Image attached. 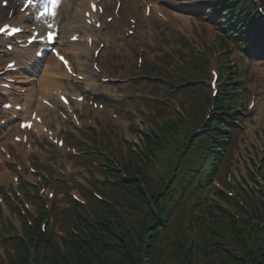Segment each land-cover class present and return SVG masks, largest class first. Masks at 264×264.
I'll list each match as a JSON object with an SVG mask.
<instances>
[{"label": "rangeland", "instance_id": "374dc122", "mask_svg": "<svg viewBox=\"0 0 264 264\" xmlns=\"http://www.w3.org/2000/svg\"><path fill=\"white\" fill-rule=\"evenodd\" d=\"M135 1V9L128 8L124 11L123 17L136 16L135 11L137 10L141 21L136 35L132 39L123 40L118 30L114 29L105 36L106 46L96 59L103 69L102 75L113 77L116 79L114 83H102L97 81L98 78L95 79L97 85H92L93 82L91 83L90 81L81 82L76 80L63 83L69 90L82 89L92 95H101V92L113 93L114 97L118 98L108 99L109 106L106 110H115L119 114L121 124L106 119L104 117L106 114L98 113L97 110L92 109L91 114H96V123H93V121L89 123L84 118L83 122L86 124H83L80 130H90V132L94 130L96 149L106 153L105 155L109 159H115L118 156L120 157V148L124 149L123 154L128 153L122 143L123 141L135 144L140 141L143 144L140 135L136 132L144 133L154 129V123L160 125V123L155 122L156 119L161 122L171 121L172 123H177V129H180L189 122H192L193 125L197 124L202 120V116L205 117L207 113L209 116L206 120L216 116L215 112L210 110L213 100L208 86L211 68H215L219 74L218 87L224 82L237 77L239 80L234 81L231 86L238 88V94L230 95L231 102L228 103V107L233 115H231L229 126H226L229 129L233 127L234 130L226 129L220 131L224 136L220 150L222 159L217 175H213L210 179L213 180V178L221 177L222 174H225L229 183L234 185V182H236L244 189L243 199L248 204L249 195L246 192V187L257 186L264 191L263 181L260 176L261 172L264 174V165L259 167L260 159L264 158V41L262 44H257L259 51L254 49V45L247 46V48L240 46L241 44L237 46L232 41V38L227 37L225 32L218 29L217 22L221 21V19H219L220 15L216 14V10H220V7L216 10L209 9L214 0H153L154 4H156L155 9L162 8V10L169 12L167 15L168 21L161 20L152 12L147 22H145V17L142 16V3L139 0ZM180 1L183 4L177 3ZM76 3L78 1H75V5ZM75 5H73V9L70 12L66 13L63 8L64 3H62L57 10L56 18L59 19L61 24L59 46L64 52L69 54L77 70H79L82 67L88 68L86 65L91 62L93 57L91 50L72 46L68 41L69 35L75 29L73 27L76 23L73 18ZM251 10L254 11V8L251 7ZM172 12H177L180 15L178 17L180 19L170 18ZM205 14L208 15L207 19L202 17ZM227 20L223 18L222 21ZM124 23H126V20H124ZM99 37L100 35H98ZM241 40L240 38L237 39L239 42ZM121 45H124V47ZM139 45L145 48L143 65L140 69L135 65ZM247 49H252L250 54L246 53ZM11 56L14 57L13 54ZM48 62L49 59L40 62L37 68L38 72L34 71L31 75L33 78L31 82L25 84L27 92L25 95H21L22 98L29 97V94L34 91L32 89L40 88L38 80L41 78L43 66ZM89 71L96 75L95 72H92V69L89 68ZM196 74H200L203 84L188 89H182L178 86L187 80L194 79ZM127 77H132V80L126 83H121L118 80ZM45 81L47 82L48 79L46 78ZM41 93L49 95L50 90L46 89ZM117 93L122 96H118ZM44 111L47 117L50 118L51 125L58 130L64 140L70 142L68 145L71 147V144L74 143L68 137V135L73 134L71 126L58 117L53 110L45 109ZM182 113L185 114V117H182L184 121L177 119L176 114L181 115ZM12 128V122L6 123L3 127L0 126V145L4 143V146H8L11 156H14L17 164L22 167L27 166V163L30 166H39L35 170V178L32 177L31 173L34 172L29 169L30 166H27L24 173L18 169L13 171L27 180L25 181L27 184H38L40 187L42 185L45 189L39 193L42 198L40 199L36 195L27 194L29 190L33 193L34 189H30L26 184L19 185L16 188L11 181L9 171L0 163V189L7 193L10 199L11 191L13 195H15V191L22 194L19 196L20 201H23L26 196L33 202V205L29 204L28 206L31 214L35 215L41 205L55 204L56 207L60 208L67 206L64 196L68 192L75 193L80 191L88 197L90 193L87 187L96 184V182L92 179L87 168L96 158L95 156L83 160L81 155L75 156L71 152H64L63 149H59L48 142L46 143L44 137L41 139L36 135L30 137L33 140L31 142L32 151H20L15 149L8 141L12 134H10ZM85 141L94 142L89 136H87ZM232 145L233 147H231ZM131 149L133 150L134 148L132 147ZM230 149L231 152L228 154ZM161 153L165 155L164 157L170 165L168 161L169 151L167 150V155L164 152ZM227 157H229L228 160ZM0 158L3 159L1 151ZM150 161L153 163L149 165L152 180L160 183L161 177L166 179L169 172L161 164L160 157ZM6 162L5 165L8 167L9 165L15 166L12 160ZM256 166L260 169L258 170V175L253 170ZM150 167L154 168L153 172L150 171ZM5 171L8 172V175ZM252 172L256 178L255 181H252L249 177V173ZM37 175L44 177L45 181L43 184L37 180ZM93 175L97 176L95 172H93ZM103 180L110 184L117 181L121 183L120 178L112 175H107ZM217 181L220 180H214L212 185L210 182L205 185L206 188L199 194L202 201L201 205L207 207L210 203L212 205L217 203L218 208L230 213L229 211H232L233 208L230 202H233V199L230 198L237 197V187H234L235 194L230 197L225 193L222 185L219 186V189L216 188L221 182L218 184ZM228 190L231 191L230 188ZM48 191L55 193L51 201L46 198ZM115 191L116 188L109 186L101 189V199L108 201ZM213 191H219L225 197L227 196L230 201L217 196ZM94 200L96 202L102 201ZM93 205V202L91 203V201L86 199V203L81 207L82 209H89ZM7 207L9 209L3 203L0 204V253L2 251L5 253L3 247L7 245L10 238L14 237L10 236V233L14 232L12 226L16 228L19 234L24 230L22 222L17 215L20 210L18 203L11 199V201H8ZM198 209L196 207L192 211L197 212ZM58 218L54 213H50L47 218V223L55 231H57L58 226L62 228ZM185 219L183 220L184 224ZM3 241L6 242L3 244ZM8 249L10 251L13 250L10 245H8ZM2 257L5 258L4 255Z\"/></svg>", "mask_w": 264, "mask_h": 264}, {"label": "trees", "instance_id": "16d2710c", "mask_svg": "<svg viewBox=\"0 0 264 264\" xmlns=\"http://www.w3.org/2000/svg\"><path fill=\"white\" fill-rule=\"evenodd\" d=\"M228 9L231 15L238 7ZM236 18V22L243 21ZM221 94L227 95L228 89L222 88ZM221 103L216 106L220 108ZM221 122L222 117L212 118L195 138L191 131L166 128L168 145L154 141V146L149 141L152 159L160 157L169 172L168 185L163 177L160 183L152 180L149 165L153 163L143 160L128 144L119 170L112 165L94 166L101 173L120 178L121 183L96 182L102 189L116 188L110 203L96 202L92 197L94 205L87 210L74 203L61 211L64 235L59 240L48 224L40 229L39 222L49 213L41 205L39 218L34 219L33 226L25 225L24 236L15 234L3 247L6 260L0 255V264H264V226L254 225L234 200L219 191L217 196L245 215L242 220L218 208L217 203L201 205L199 194L207 184L203 182L216 173L221 160L219 143L209 141L210 137H222L220 131L225 125ZM166 149L174 157L173 164L169 165L161 153ZM93 156L86 152L82 158ZM196 207L198 211H192ZM55 210L53 207L51 212Z\"/></svg>", "mask_w": 264, "mask_h": 264}, {"label": "bare ground", "instance_id": "6f19581e", "mask_svg": "<svg viewBox=\"0 0 264 264\" xmlns=\"http://www.w3.org/2000/svg\"><path fill=\"white\" fill-rule=\"evenodd\" d=\"M75 1H78V3H76L75 5ZM91 2H95V0H73V1H70V2H67L64 6H65V12L67 13L68 10H69V6L70 5H75L76 8L74 9V13H73V18L76 20V23L73 25V27L76 28V31L74 33H78V32H88V31H97V30H94L92 29L91 27L88 26V24L84 23V18H83V12H85L86 9H89V5ZM110 2H115V0H99L98 3L103 7L106 6L107 8V5L110 3ZM135 2V1H133ZM80 10L82 11V14L79 16V12ZM10 11L12 12L11 13V16H9L10 14ZM15 7H14V4L12 3L10 5V7H8L7 9H2L0 7V23H3L6 21V18L7 16H9L10 19H13V21H17V22H22L23 20H27V19H24V17L22 15H17L15 16ZM55 16V15H54ZM51 17L53 18V20L56 21L55 17ZM92 16H94V14H92ZM180 15L176 12H174L173 14H170V17L173 18V19H180L178 18ZM82 17V19H81ZM15 18V19H14ZM165 20H167V13L166 15L164 16ZM57 22V21H56ZM73 33V34H74ZM71 34V35H73ZM70 35V36H71ZM93 40V39H92ZM72 46H79V48L81 49H86L87 48V44L86 43H83V44H79V41L78 43H72L70 44ZM29 53H31V49L28 50L25 54L29 55ZM46 57V58H45ZM44 57V59H47V55ZM49 62L43 66L42 68V75H41V78L38 80V85L40 86V88H37L39 89L41 92L42 91H45L46 89H48V85L49 83H53L54 85L57 83L58 80H60L61 78H64V77H67L65 71L62 69L61 72L59 71H56V65H58V67H60V64L59 62L57 61V59H55L52 55H50V58H49ZM29 60H33L34 62H38L35 58L31 57ZM16 64V63H15ZM83 76V75H82ZM18 77L19 79L21 80H18V81H21V82H26V81H29L30 79H32L30 76H16ZM48 79V81L46 82L45 79ZM85 78V77H83ZM15 89L18 87V86H14ZM19 89H21V87H18ZM52 88H50V91H51ZM18 91H21V90H18ZM25 91V90H24ZM6 93H12L11 91H6ZM59 94H61V92H59ZM77 95V94H76ZM35 100V99H34ZM84 101L85 99H83L81 105L84 104ZM33 101H31L29 103V101H26L25 103L23 104H27L24 108V106L22 105V107L25 109V112L28 113V112H31L33 108L31 103ZM44 109V106H41V109ZM11 111V110H10ZM30 114V113H29ZM2 119H0L1 121ZM43 124L42 123H34L33 126L31 127V130H36L37 132H41V126ZM17 133H20V130L19 128L16 129ZM26 135V136H24ZM14 138V136H13ZM19 138V139H17ZM16 140L14 141L16 144H19L18 145V148L22 149V146H21V143H24V142H28V137H27V131H24L20 134V136L17 135V137L15 138ZM3 146V144H2ZM63 146H64V143H63ZM6 150V148H4ZM7 152V150H6Z\"/></svg>", "mask_w": 264, "mask_h": 264}, {"label": "snow or ice", "instance_id": "6c2138e0", "mask_svg": "<svg viewBox=\"0 0 264 264\" xmlns=\"http://www.w3.org/2000/svg\"><path fill=\"white\" fill-rule=\"evenodd\" d=\"M5 4H7V0H4ZM34 0H26V5L25 7H27L28 5L33 4ZM58 3V0H44V4H43V11L40 13L41 16L43 15H54L55 13L52 11V9H54L56 7ZM21 11L24 10V8L20 9ZM93 10H95V5H93ZM7 30V26H5V28H0V32L6 31ZM13 32L15 31H19V29H13ZM51 38V36H50ZM33 39H35V37H33ZM39 54V53H38ZM61 60H64L63 57H60ZM65 64H67V61H64ZM65 99V98H62ZM65 102L67 103V100L65 99ZM23 126H27L30 127L31 125H23ZM19 139V138H17Z\"/></svg>", "mask_w": 264, "mask_h": 264}]
</instances>
